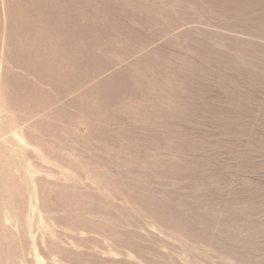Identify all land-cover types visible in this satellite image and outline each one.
Instances as JSON below:
<instances>
[{
    "label": "rangeland",
    "instance_id": "374dc122",
    "mask_svg": "<svg viewBox=\"0 0 264 264\" xmlns=\"http://www.w3.org/2000/svg\"><path fill=\"white\" fill-rule=\"evenodd\" d=\"M113 2L0 0V264H264L262 19Z\"/></svg>",
    "mask_w": 264,
    "mask_h": 264
},
{
    "label": "bare ground",
    "instance_id": "6f19581e",
    "mask_svg": "<svg viewBox=\"0 0 264 264\" xmlns=\"http://www.w3.org/2000/svg\"><path fill=\"white\" fill-rule=\"evenodd\" d=\"M111 1H114L116 3L115 5H117L118 8H119V6H120V8L122 7L121 0H111ZM205 1L206 2L210 1L212 3V2H215L216 0H205ZM255 1H258V0H255ZM226 2H227V5L229 6L228 8H226V12L237 14V15H235L236 16L235 20L239 16L244 15V14H242V12H246L248 10L249 12H251V13L248 14V16H250L251 18H255V16H258V17H260L262 19V21H261V23H260V25L258 27L261 29V31H262V29H264V8L259 7V6L258 7H254L253 6L254 0H230V2H229V0H226ZM125 7L126 8H131L130 6H128V4L125 5ZM138 7H141V6H138ZM141 11L142 10L140 9V12ZM154 12H156V11H154ZM156 14H157L158 17H159V15H162L160 13H156ZM118 16H119V14H118ZM177 28H179V27H177ZM221 234H223V233H221ZM205 237H206V240L208 241L207 242V253L204 254L203 258H194L192 264H251V263L248 262V260H250L253 257V253L252 252H250V253L248 252V256L241 255V254L237 255L236 253L235 254L232 253L229 249H227V250L224 249L223 250L221 248H216V243H215V240H214V234L213 233H207Z\"/></svg>",
    "mask_w": 264,
    "mask_h": 264
}]
</instances>
